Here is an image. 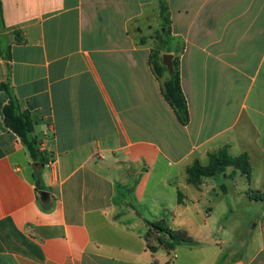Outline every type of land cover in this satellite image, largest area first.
Wrapping results in <instances>:
<instances>
[{
  "label": "crops",
  "instance_id": "obj_1",
  "mask_svg": "<svg viewBox=\"0 0 264 264\" xmlns=\"http://www.w3.org/2000/svg\"><path fill=\"white\" fill-rule=\"evenodd\" d=\"M1 1L0 264H166L152 223L196 243L173 264H264V200L250 198L264 192V0ZM161 3L187 125L151 64ZM6 91L45 165L7 128ZM223 149L247 154L251 177L229 167L189 184Z\"/></svg>",
  "mask_w": 264,
  "mask_h": 264
},
{
  "label": "trees",
  "instance_id": "obj_2",
  "mask_svg": "<svg viewBox=\"0 0 264 264\" xmlns=\"http://www.w3.org/2000/svg\"><path fill=\"white\" fill-rule=\"evenodd\" d=\"M161 11L165 23L169 24V14H167V16L165 15L163 3H161ZM5 29L2 1L0 0V32L5 31ZM17 42H22V39H17ZM8 53H10V47L8 48ZM0 55L2 57L1 51ZM151 64L153 72L158 78H162L166 72L169 73L168 79L163 84V95L174 109L179 122L182 125H187L190 120L189 109L183 93L181 74L176 60L174 61V72L172 73L162 65V57H160V54L157 52L152 53ZM1 87L8 90L6 85H2ZM7 93L10 96L9 102L3 107V115L7 128L21 138L34 161L45 165L48 163L49 159L45 158V154L40 150V143L34 133V122L30 113L22 111L17 98L10 95L9 92ZM229 167L240 170L242 174L246 175L248 178L251 177L252 166L249 156L243 154L238 157H233L229 154L227 149H223L210 156V162L207 166H201L199 163H196L189 168L188 183L198 187L201 185L203 178H211L224 174ZM34 177L37 190H44L41 173H36ZM250 198L260 201L264 200V195H262L261 192H256L255 195H250ZM150 226L161 234V237L158 239V246L149 245V249L153 253L157 252L159 248L171 252L179 246H194L196 244L185 231H175L158 223H152ZM166 264H173V260L168 261Z\"/></svg>",
  "mask_w": 264,
  "mask_h": 264
},
{
  "label": "rangeland",
  "instance_id": "obj_3",
  "mask_svg": "<svg viewBox=\"0 0 264 264\" xmlns=\"http://www.w3.org/2000/svg\"><path fill=\"white\" fill-rule=\"evenodd\" d=\"M169 24H167V23H165V21H163V23H161V25H159V27H156V32H154V31H152V34L151 35H149V34H146L148 37H151V38H154L155 37V40H153V42H154V44H155V46L152 48V53H154V52H157V53H159L160 54V57H162V53H161V50H160V45H159V38L161 39V38H164L167 34H169V26H168ZM147 41L148 42H150L149 41V39H147ZM168 55V54H167ZM162 65L163 66H165V68L167 69V70H169L167 67H166V65L164 64V62H163V58H162ZM169 73L168 72H166L165 74H164V76L163 77H165V76H167ZM169 76V75H168ZM162 77V78H163ZM228 169V168H227ZM227 171V170H226ZM261 194L262 195H264V192H261ZM248 205H252V204H248ZM253 207H255V208H258V206H253ZM252 208V207H251ZM250 208V209H251ZM248 210V215L249 216H246V219H247V221H249L250 220V218L252 217V219H254L253 217H256V216H250V215H257L258 214V212H261V211H259V209H254V208H252V210ZM240 214H242L241 212H239V214H238V216L236 217V216H232V219H235V218H237V220L235 221V222H237L238 223V221H241V219H242V216L240 215ZM243 220V219H242ZM154 230V229H153ZM167 261H171L172 260V254H171V252H167Z\"/></svg>",
  "mask_w": 264,
  "mask_h": 264
},
{
  "label": "water",
  "instance_id": "obj_4",
  "mask_svg": "<svg viewBox=\"0 0 264 264\" xmlns=\"http://www.w3.org/2000/svg\"><path fill=\"white\" fill-rule=\"evenodd\" d=\"M172 59H173L172 55H164V57H163V62H164V64L166 65V67L169 69V71L171 73L174 72ZM42 196L45 199V198L48 197V194L47 193H43Z\"/></svg>",
  "mask_w": 264,
  "mask_h": 264
}]
</instances>
